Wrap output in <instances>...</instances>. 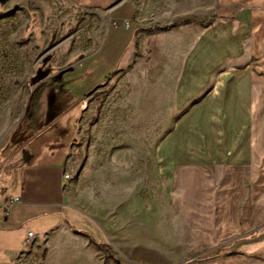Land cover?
<instances>
[{
	"label": "rangeland",
	"instance_id": "374dc122",
	"mask_svg": "<svg viewBox=\"0 0 264 264\" xmlns=\"http://www.w3.org/2000/svg\"><path fill=\"white\" fill-rule=\"evenodd\" d=\"M234 1L0 4V164L23 136L52 129L59 153L69 150L67 201L83 219L38 236L21 253L0 255V264H214L263 242L264 154L251 174L239 172L237 212L226 216L239 225L233 239L220 230L227 219L217 190L222 172L210 163L205 172L174 175L169 192L156 161L158 145L170 131L180 143L177 129L213 89L192 96L184 108L177 104L185 57L202 34L237 10ZM110 15L125 19L112 21L122 28L106 42ZM263 120V114L255 119L262 141ZM4 195L0 191V199ZM14 199L0 203V215ZM263 251L256 264H264Z\"/></svg>",
	"mask_w": 264,
	"mask_h": 264
},
{
	"label": "crops",
	"instance_id": "0c3cea01",
	"mask_svg": "<svg viewBox=\"0 0 264 264\" xmlns=\"http://www.w3.org/2000/svg\"><path fill=\"white\" fill-rule=\"evenodd\" d=\"M232 6L237 10L202 34L198 46L185 57L177 104L184 108L192 96L200 95L209 85L213 89L190 109L183 128L177 129L175 139L180 143L171 140L170 131L156 150V161L163 165L169 192L174 175L179 180L183 173L205 172L210 163L222 172L217 190L222 196L224 217L237 212L239 172L251 174L256 170L258 156L264 154V138H259L255 126L257 116L263 114L264 119V98L262 103L259 96L262 93L264 97V0H235ZM118 9L119 6L113 11ZM109 17L103 33L106 42L117 38L116 32H112L114 28H122L113 26L112 21L118 19ZM120 18V22L125 19ZM129 36L132 44L134 37ZM254 61L258 62V75L252 67ZM52 77L58 81V77ZM42 86L39 85L38 93ZM51 130H34L23 136L15 144L13 155L9 154L8 162L0 164V191L5 193L0 203L8 198L19 199L8 214L0 215V255L23 252L30 231L41 239L65 223L82 224L83 219L65 195L69 150L65 148L59 153V140L52 138ZM260 131L264 136V122ZM10 184L12 192L7 190ZM260 200L264 202V195ZM229 201L233 203L229 205ZM226 218L220 230L228 233L225 236L231 233L233 239L239 234V225ZM259 249L264 250V240L248 245L241 256L220 259L214 264H256ZM261 257L264 259V251Z\"/></svg>",
	"mask_w": 264,
	"mask_h": 264
},
{
	"label": "built area",
	"instance_id": "2783aa9c",
	"mask_svg": "<svg viewBox=\"0 0 264 264\" xmlns=\"http://www.w3.org/2000/svg\"><path fill=\"white\" fill-rule=\"evenodd\" d=\"M70 176L69 175H65V179L66 180H70ZM19 203V199H14V200H11V202L9 204H7L6 206H4L5 208V214H8V211L10 209L11 206L15 205V204H18ZM8 210V211H7ZM1 211V209H0ZM38 238V235H36L34 232H29L28 235H27V238H26V246H29L31 244H33Z\"/></svg>",
	"mask_w": 264,
	"mask_h": 264
},
{
	"label": "trees",
	"instance_id": "16d2710c",
	"mask_svg": "<svg viewBox=\"0 0 264 264\" xmlns=\"http://www.w3.org/2000/svg\"><path fill=\"white\" fill-rule=\"evenodd\" d=\"M174 27H175V24H173L172 26H169V27H158V28L165 29V30H171Z\"/></svg>",
	"mask_w": 264,
	"mask_h": 264
},
{
	"label": "water",
	"instance_id": "95a60500",
	"mask_svg": "<svg viewBox=\"0 0 264 264\" xmlns=\"http://www.w3.org/2000/svg\"><path fill=\"white\" fill-rule=\"evenodd\" d=\"M9 0H0V4H5Z\"/></svg>",
	"mask_w": 264,
	"mask_h": 264
}]
</instances>
